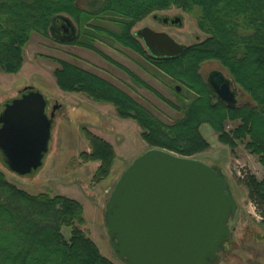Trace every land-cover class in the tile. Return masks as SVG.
I'll return each instance as SVG.
<instances>
[{
	"label": "trees",
	"instance_id": "trees-1",
	"mask_svg": "<svg viewBox=\"0 0 264 264\" xmlns=\"http://www.w3.org/2000/svg\"><path fill=\"white\" fill-rule=\"evenodd\" d=\"M172 8L193 16L203 37L186 44L176 57H152L132 34V27L152 14ZM59 15L73 18L80 26L83 38L78 45L113 62L138 85L183 114L168 123L108 79L55 58L58 88L114 105L119 117L133 119L141 127V137L148 148L197 157L211 146L202 133V126L210 124L222 144L233 152L242 145L264 168V0H100L95 9H84L79 0H0V72L20 71L32 35L48 38L51 22ZM94 19L114 22L119 30L91 23ZM105 37L144 57L193 93L194 98L177 105L162 97L96 46V41ZM212 60L220 62L249 96L247 103L229 106L217 97L200 73L201 65ZM180 91L175 87L177 96L188 97L187 92ZM233 122L238 124L228 129ZM85 136L91 149L81 152L80 157L99 163L94 180L102 181L113 170L116 150L111 142L89 129H85ZM240 182L264 224V176L247 174ZM84 223L80 201L29 192L9 181L0 169V264H119L100 252L82 229ZM64 227L71 229L70 237H66Z\"/></svg>",
	"mask_w": 264,
	"mask_h": 264
},
{
	"label": "rangeland",
	"instance_id": "rangeland-1",
	"mask_svg": "<svg viewBox=\"0 0 264 264\" xmlns=\"http://www.w3.org/2000/svg\"><path fill=\"white\" fill-rule=\"evenodd\" d=\"M100 0H79L84 9H95ZM96 3L95 5H93ZM152 15L183 17L182 27L166 28L157 24ZM137 22L133 31L149 27L156 31L166 32L181 44H189L203 34L196 27L193 16L179 9L157 12ZM93 24H103L115 30L119 27L110 21L92 20ZM106 39V40H105ZM96 41V46L114 61L120 63L138 77L149 83L162 97L181 105L194 98L182 84L159 71L144 57L105 37ZM112 42V43H111ZM57 59L70 61L113 82L128 92L142 104L147 106L164 121L171 123L182 117V111L176 110L157 95L138 85L131 76L113 62L91 50L80 47L57 44L51 38L33 34L25 47L24 62L16 73L0 72V113L8 101L17 98L20 91L33 87L41 92L47 102L58 101L65 106L58 112L52 129L49 151L44 157L43 165L27 175L17 174L5 165L0 152V169L7 179L18 187L29 192H46L51 195H63L74 198L84 206V232L97 244L100 252L113 262L124 264L115 254L104 222V211L110 193L123 171L145 150L148 145L141 137V127L133 119L118 116L116 108L110 103L97 102L80 92H67L58 88L54 71L58 67ZM220 71L231 78L227 70L216 60L204 62L200 67L202 77L207 81L210 75ZM182 86L180 93H188V97L177 96L175 87ZM239 89L238 104L247 103L249 96ZM188 98V99H187ZM189 100V101H188ZM46 108V112H47ZM238 122L228 124V129ZM85 129L104 137L114 145L116 160L110 176L102 181L94 180L98 162H86L80 154L91 149L85 136ZM204 137L210 142V148L197 155L208 164L218 166L228 176L232 191L238 201L236 217L229 224L233 230L227 249L220 254L216 264H264V242L259 239L264 235V224L255 205L247 196V189L240 180L247 174L258 178L264 176V168L255 155L250 154L242 145L235 152L222 144L210 124L202 126ZM66 237H70L71 229L63 228ZM258 236V237H257Z\"/></svg>",
	"mask_w": 264,
	"mask_h": 264
},
{
	"label": "water",
	"instance_id": "water-1",
	"mask_svg": "<svg viewBox=\"0 0 264 264\" xmlns=\"http://www.w3.org/2000/svg\"><path fill=\"white\" fill-rule=\"evenodd\" d=\"M56 19L75 28L69 17ZM158 19L182 26L180 15L170 21L167 16ZM135 36L155 58L176 57L185 49L168 33L149 27ZM209 84L220 100L236 105L233 82L222 72H213ZM24 90L28 91L7 102L0 113V152L8 169L20 175L43 165L55 119L54 113L47 115L41 92L33 87ZM238 207L222 168L150 147L116 181L104 222L110 244L124 264H216L231 241L229 222Z\"/></svg>",
	"mask_w": 264,
	"mask_h": 264
},
{
	"label": "flooded vegetation",
	"instance_id": "flooded-vegetation-1",
	"mask_svg": "<svg viewBox=\"0 0 264 264\" xmlns=\"http://www.w3.org/2000/svg\"><path fill=\"white\" fill-rule=\"evenodd\" d=\"M155 16H157V17H155ZM164 16H166V15H164ZM176 16H179V15H176ZM66 17H68V16H66ZM159 17H161V16H159V15H152V19L157 24H159V25H163L166 28H170V27H182V26H179V24H171V21L170 20L173 19L175 16H172V17L167 16L169 18V21H170V22H168V24H163L161 21H159V19H158ZM69 18L72 20V23H73V25H74L75 28L72 29V27H70L65 21H63L61 19H56V20L53 19L52 22H51L50 28H49V37L48 38H51V40H53L57 44L70 45V46H75V47H80V48H83V49H87V48H85V47L80 46V45L77 44V42L79 40H82V38H83L82 37V34L80 32V26L77 24V22L73 18H71V17H69ZM182 23H183V17H182ZM132 29H133V27H132ZM135 33H136V31H133L132 30V34L134 36H135ZM139 39L142 41L141 38H139ZM142 43H143V41H142ZM143 45H144V43H143ZM87 50H90V49H87ZM228 79H231V78H228ZM206 82L211 87V85L209 84V79ZM232 88L236 90V99H237L236 105H239L238 104V97H237L238 96V93H239V89L235 86V82H233ZM211 89H212V87H211ZM64 107L65 106H63L62 104H60L58 101H55L53 104H51L50 101H48V104H47V109H48L47 110V114H48L49 117H51L52 113H54L55 114L54 122H56L58 112L61 111V110H63ZM259 239L262 240V242H264V235H261L259 237Z\"/></svg>",
	"mask_w": 264,
	"mask_h": 264
}]
</instances>
